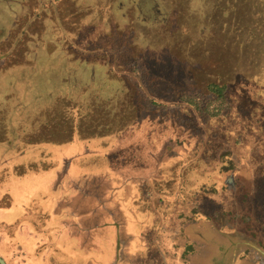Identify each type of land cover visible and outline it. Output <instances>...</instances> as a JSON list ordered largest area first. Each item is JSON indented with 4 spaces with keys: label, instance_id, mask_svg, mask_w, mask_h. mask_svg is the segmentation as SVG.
Here are the masks:
<instances>
[{
    "label": "trees",
    "instance_id": "1",
    "mask_svg": "<svg viewBox=\"0 0 264 264\" xmlns=\"http://www.w3.org/2000/svg\"><path fill=\"white\" fill-rule=\"evenodd\" d=\"M27 8L28 21L22 16L12 23L9 35L0 33V255L5 262L264 264V129L259 135L249 124L250 118L237 113L241 105L237 100L242 99V109L245 103L258 108H264V103L234 94L228 81L208 82L202 93L185 90L183 77V89L174 96H158L149 88L139 93L133 87V93L115 110L91 108L88 102L80 107L94 76L86 49L55 39L52 31L41 30L36 36L32 26L42 10L34 13ZM132 61L143 67L139 58ZM119 66L115 69L120 74L125 67L119 70ZM171 102L182 110L164 107ZM91 114L100 117L93 124ZM162 114L165 116L160 117ZM185 119L199 138L188 156L162 142L183 127ZM220 119L225 124H216ZM155 121L167 122L174 129L172 134L160 136L161 144L151 147L155 151L147 163L153 165L152 159L159 163L155 173L146 181L130 183L136 182L140 189L128 190L132 200L124 205L127 213L117 206L122 213L119 221L110 220L108 233L87 242L79 226L65 214L69 178L68 183H61L58 195L53 193L58 188L52 180L57 163L86 159V149L97 148L88 137L101 136L105 143L101 145L111 148L104 161L116 164L117 156L130 148L113 149L112 138L129 128L141 134L143 124H150L152 131ZM207 124L213 131L210 137L207 131L197 132L198 125L204 130ZM254 137L258 140L253 141ZM75 143L81 145L78 155L63 156L60 147ZM138 158L143 159L139 154ZM164 166H171V172L161 173ZM178 167L180 184L172 182ZM59 175L60 179L68 176ZM28 177L37 183L35 188L18 194L16 187L26 185L18 180ZM41 180L43 188L38 186ZM27 187H31L30 181ZM142 191L147 195L141 196Z\"/></svg>",
    "mask_w": 264,
    "mask_h": 264
},
{
    "label": "rangeland",
    "instance_id": "2",
    "mask_svg": "<svg viewBox=\"0 0 264 264\" xmlns=\"http://www.w3.org/2000/svg\"><path fill=\"white\" fill-rule=\"evenodd\" d=\"M6 3L0 4L1 24L2 17H6L3 20L8 23L14 16L16 19L24 16L28 21L31 16L25 18L27 6L34 13L42 10L32 26L36 36L41 30L52 31L55 39L67 40L73 48L86 49V60H90L87 63H91L94 76L86 86L88 95L80 107L88 102L92 103L91 108L115 110L129 92L133 93V87L139 93L149 88L158 96H174L183 89L180 88L183 77L185 90L202 93L208 82L228 81L234 94L264 103V0H7ZM135 57L142 60V68L132 63ZM153 59H156L154 68L149 70ZM164 60L168 65H164ZM117 64L122 65L119 70L125 67L120 74L115 69ZM120 75L130 81L120 80ZM108 78L112 80L107 83L104 80ZM74 100L71 101L74 103ZM237 101L241 104L237 113L246 114L251 127L261 135L264 108L245 103L242 109V99ZM164 107L182 110L175 102L165 103ZM128 110L123 109L124 116ZM91 115V124L100 118ZM156 121L151 124L152 131L148 128L150 124L142 125L145 127L141 132L143 135L135 134L136 130L129 128L112 138L113 149L130 148L117 156L119 162H114L116 164L104 161L111 148L101 145L104 143L101 136L88 137L89 143L97 148L94 151L86 149V159L57 163L56 176L52 180L58 188L51 191L58 195L61 183H68L66 179L69 178L66 186L69 193L64 196L65 214L79 226V232L87 242L97 234L108 233L110 220L119 221L122 213L118 207L125 211L124 205L132 200L128 190L140 189L136 182L130 183L146 181L155 173L159 163L153 159V165L147 163L149 154L155 151L151 147L161 144L163 135L174 132L169 123ZM227 121L231 128V118ZM183 122V127L177 128L174 135L162 142L177 154L188 156L197 148L199 138L196 130L188 125L189 121ZM221 123L225 124V120L220 119L216 124ZM207 125L204 130L203 125H198L197 132L207 131L210 137L213 131ZM72 136L75 140L77 135ZM256 140L254 137L253 141ZM148 142L151 145H147ZM60 148L68 159L82 150L78 143ZM160 153L163 155L162 150ZM93 154L102 160L93 159ZM138 154L143 159L140 160ZM178 170L179 167L174 169L172 182L180 184L182 179L178 177ZM162 172H171V166L162 167ZM60 173L68 176L60 179ZM30 179L33 178L18 180L21 184V180L26 182L25 186L16 187L18 194H27L35 188L37 183ZM29 181L31 187H27ZM38 186L43 188L42 180L38 181ZM140 195L147 193L142 191ZM120 236L125 237L123 233Z\"/></svg>",
    "mask_w": 264,
    "mask_h": 264
},
{
    "label": "crops",
    "instance_id": "3",
    "mask_svg": "<svg viewBox=\"0 0 264 264\" xmlns=\"http://www.w3.org/2000/svg\"><path fill=\"white\" fill-rule=\"evenodd\" d=\"M6 1L7 0H3V3H0V4H6L7 5V3H6ZM7 10H8V7H7ZM14 16V15H13ZM20 17V16H19ZM19 17H17V19L19 18ZM6 17H2L1 18V20H2V24L0 23V33L2 32H4L3 34H6V35H9V33H10V30H11V28H12V23L14 24V22H16L17 21V19H16V17L14 16V18L12 19V21H11V23H8L6 20H3V19H5Z\"/></svg>",
    "mask_w": 264,
    "mask_h": 264
},
{
    "label": "water",
    "instance_id": "4",
    "mask_svg": "<svg viewBox=\"0 0 264 264\" xmlns=\"http://www.w3.org/2000/svg\"><path fill=\"white\" fill-rule=\"evenodd\" d=\"M0 264H7L1 255H0Z\"/></svg>",
    "mask_w": 264,
    "mask_h": 264
}]
</instances>
